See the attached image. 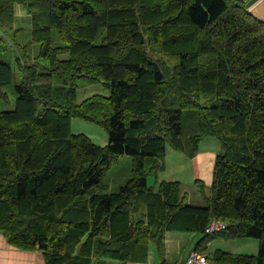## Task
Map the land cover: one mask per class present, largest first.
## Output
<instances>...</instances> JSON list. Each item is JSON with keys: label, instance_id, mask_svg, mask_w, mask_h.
<instances>
[{"label": "trees", "instance_id": "16d2710c", "mask_svg": "<svg viewBox=\"0 0 264 264\" xmlns=\"http://www.w3.org/2000/svg\"><path fill=\"white\" fill-rule=\"evenodd\" d=\"M16 3L31 16L24 48L39 43L50 67L17 58L15 108L0 110V229L10 243L39 248L46 264L145 262L152 244L169 264L167 232H197V249L259 240L256 254L215 250L216 264H264V23L251 1L0 0V42L15 37ZM54 75L69 84L55 87ZM79 77L109 94L77 102ZM12 79V64L0 59L6 102ZM186 109L197 115L188 132ZM72 118L104 127L109 143L72 133ZM209 136L224 151L206 206L188 204L179 181L149 186L168 147L192 158ZM122 155L133 158L132 176L110 192L105 176ZM213 219L227 227L207 234Z\"/></svg>", "mask_w": 264, "mask_h": 264}, {"label": "rangeland", "instance_id": "374dc122", "mask_svg": "<svg viewBox=\"0 0 264 264\" xmlns=\"http://www.w3.org/2000/svg\"><path fill=\"white\" fill-rule=\"evenodd\" d=\"M251 4L256 0H250ZM22 33V34H21ZM17 37H13L12 34L8 38H5L0 42V59L8 60L12 64L13 79L10 84L3 87L4 91L8 94V102L5 99H0V110H13L16 103L15 85L18 84L23 78V71L19 68V63L16 59V52L14 43H22L26 39V36H31L32 27L29 23H22V32ZM98 39L97 41H99ZM33 51L29 48L26 54L32 58V62L38 66L40 72H45L50 67V61L47 58H39L38 52L40 44H33ZM69 76L54 75V86L69 84ZM77 88V102H81L84 99L94 95L103 94L108 95L109 90L98 80L79 77L74 80ZM203 99L204 105H212L213 101H206ZM197 118L196 112L193 109H186L184 111V128L185 132H188L187 123L189 122L192 127L195 125ZM194 122V123H193ZM71 132L75 134L83 133L88 135L96 144L104 146L109 143V134L107 130L99 124L81 118H72L71 120ZM210 147V149H207ZM201 148L204 150H211L215 154H221L224 151L220 140L213 136L204 138L201 143ZM168 156L164 158L165 171L159 172L158 174H149L147 181L149 186H153L155 182L158 183L159 178L162 179L164 176H168V180H176L181 183L182 192L186 195V202L195 206H206V197L210 194L211 184L205 178H196L192 175L188 162L184 161L181 154H184L172 147H168ZM185 155V154H184ZM187 156V155H186ZM187 159H190L187 156ZM149 160V159H148ZM133 158L130 155H122L119 161L114 164L106 173L105 183L109 186L110 192H116L121 186H123L127 180L132 176V165ZM176 178V179H175ZM197 180H201L202 183H198ZM202 184V185H201ZM203 191V192H202ZM198 234L197 232H192ZM202 234V233H201ZM230 243L233 240H229ZM235 243H242L241 251L235 252V254H256L259 249V240L254 237H241L236 239ZM257 243V244H256ZM257 245V249H254ZM232 253V252H231ZM186 261V260H185Z\"/></svg>", "mask_w": 264, "mask_h": 264}, {"label": "crops", "instance_id": "0c3cea01", "mask_svg": "<svg viewBox=\"0 0 264 264\" xmlns=\"http://www.w3.org/2000/svg\"><path fill=\"white\" fill-rule=\"evenodd\" d=\"M15 10V29H17L15 36L17 37L22 32V23L31 24V16L27 13L23 7L16 3L14 6ZM22 34V33H21ZM32 36H26V40L22 43L15 42V52L16 59L24 58L26 63H33L32 58L29 56L26 58V51L31 48L32 54L35 55L33 51V44L31 43L26 50L24 45L30 43ZM39 54V52H38ZM202 143V142H201ZM210 149V147H207ZM170 152L167 148V156ZM181 152V151H180ZM218 154H215L211 150H204L201 148L197 155L187 159L186 154H181L185 162H188L190 171L196 178H205L208 182H212L213 168L215 158ZM166 157V156H165ZM165 171V169H164ZM163 171V172H164ZM176 179V178H175ZM161 180H168V176H164L162 179L159 178L158 182ZM155 188H158V183L155 182ZM203 237V234H194L192 232H181V231H169L166 234V261L169 264H185L186 258L189 256L192 250L196 248L197 242ZM224 239H215L208 243L206 246L202 247L203 252H205L209 257L211 254L219 249L227 252L235 253L241 251L243 247L242 243H235L236 240L231 241ZM257 244V243H256ZM254 249H257V245ZM0 264H46L43 252L37 249H22L14 246L10 243L8 234L0 229ZM95 264H123L121 260L118 259H99L95 261ZM126 264H162L161 259L156 252V248L151 244L149 249L148 259L145 262H127Z\"/></svg>", "mask_w": 264, "mask_h": 264}, {"label": "built area", "instance_id": "2783aa9c", "mask_svg": "<svg viewBox=\"0 0 264 264\" xmlns=\"http://www.w3.org/2000/svg\"><path fill=\"white\" fill-rule=\"evenodd\" d=\"M227 227V224L219 219H213L206 227V233L212 234ZM185 264H215L201 249L193 250L186 258Z\"/></svg>", "mask_w": 264, "mask_h": 264}, {"label": "water", "instance_id": "95a60500", "mask_svg": "<svg viewBox=\"0 0 264 264\" xmlns=\"http://www.w3.org/2000/svg\"><path fill=\"white\" fill-rule=\"evenodd\" d=\"M250 14L264 23V0H256L248 8Z\"/></svg>", "mask_w": 264, "mask_h": 264}, {"label": "clouds", "instance_id": "9594fccd", "mask_svg": "<svg viewBox=\"0 0 264 264\" xmlns=\"http://www.w3.org/2000/svg\"><path fill=\"white\" fill-rule=\"evenodd\" d=\"M223 222H224V221H223ZM225 223H226V222H225ZM226 224H227V223H226ZM205 232H206V231H205ZM195 249H197V248H195ZM195 249H194V250H195ZM192 251H193V250H192ZM192 251H191V252H192ZM201 251L203 252V249H201ZM204 253H205V252H204ZM208 257H209V256H208ZM209 258H210V257H209ZM210 259H211V258H210ZM212 261H213V260H212ZM213 262H214V261H213ZM215 264H216V263H215Z\"/></svg>", "mask_w": 264, "mask_h": 264}]
</instances>
